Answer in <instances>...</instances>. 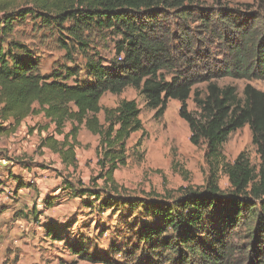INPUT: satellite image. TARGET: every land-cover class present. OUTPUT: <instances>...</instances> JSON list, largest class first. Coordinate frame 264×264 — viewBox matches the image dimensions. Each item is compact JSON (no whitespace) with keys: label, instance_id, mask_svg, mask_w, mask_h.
<instances>
[{"label":"trees","instance_id":"trees-1","mask_svg":"<svg viewBox=\"0 0 264 264\" xmlns=\"http://www.w3.org/2000/svg\"><path fill=\"white\" fill-rule=\"evenodd\" d=\"M226 5L227 0H213L212 5L201 0H0L2 40L18 22L39 20L67 37L61 48L70 62L74 54L85 59L88 78L70 85L80 74L77 67L43 75L39 57L27 45L12 40L6 48L0 46V136L15 132L28 117L43 115L55 130L41 146L73 168L80 127L98 136L94 181L103 185L98 191L81 186L73 195L100 201L102 194L113 193L116 204L133 211L144 208L153 220L140 226L137 251L143 255L136 264H264V91L247 84L241 97L236 86L212 81L224 76L264 80V0L243 5L246 11ZM103 32L119 38L116 57L108 64L89 52L91 34ZM231 34L240 35L239 41L231 46V59L220 75L202 79L176 73L166 80L163 72L177 71L185 55L196 53L201 42L197 35L224 40ZM201 82H210L205 97L194 89ZM128 88L138 92L156 118L164 115L170 100L180 103L179 116L189 126L191 143L206 147L204 188H186L177 197H122L115 173L127 165L134 134L143 133L135 149L142 145V111L134 100H122L115 108L103 107L101 100ZM191 98L195 111L189 110ZM68 123L71 130L66 132ZM246 126L258 166L245 151L234 162L223 152L230 136ZM219 173L227 177L228 190L221 189ZM18 188H24L22 181ZM111 202L103 201L101 207ZM75 254L93 264H114L83 250Z\"/></svg>","mask_w":264,"mask_h":264},{"label":"rangeland","instance_id":"rangeland-1","mask_svg":"<svg viewBox=\"0 0 264 264\" xmlns=\"http://www.w3.org/2000/svg\"><path fill=\"white\" fill-rule=\"evenodd\" d=\"M201 1L209 5L213 3V0ZM253 2L227 0L226 6L246 11L242 6ZM1 29L0 25V46L6 48L12 40L27 45L39 57V70L43 75L53 70L62 71L64 67H77L80 74L68 84H83L88 80L85 59L74 54V62L68 60L60 45V41L68 42V39L60 31L28 18L15 24L4 42ZM197 36L201 42L196 53L184 54L185 60L179 63L177 71L163 72L166 80L171 81L176 73L202 79L220 75L231 59V46L240 37L231 34L223 40L213 35ZM118 39L107 32L92 33L89 52L108 64L116 57ZM212 81L221 87L236 86L241 97L247 84L264 91V80L248 81L224 76ZM209 83L201 82L194 89L205 97ZM125 99L137 102L146 134L139 149L135 146L143 133L131 137L127 165L115 173V180L122 187V197L126 200L177 197L186 188H204L209 174L206 147L191 143L189 126L179 116L180 103L170 100L164 115L156 118V112L147 108L138 92L128 88L119 96L105 94L101 105L115 108ZM188 105L190 111L196 110L192 98ZM100 118L103 120V113ZM46 124L50 125L43 116H34L15 132L0 136V264H93L82 260L75 250H83L114 264H136L143 255L137 251L140 226L153 218L146 216L143 207H136L133 211L130 206L116 204L117 196L113 193L102 194L100 201L75 198L73 191L81 186L98 191L103 185L102 181H94L99 173V137L85 126L80 127L76 145L77 166L67 167L58 154L41 146L42 139L55 130L53 124L50 130L42 131ZM70 130L71 124L68 123L66 132ZM243 151L249 154L253 165H259L248 126L233 133L223 145L228 162H234ZM218 175L221 189L228 190L227 177L222 173ZM19 181H22L23 189L18 188ZM110 199H113L110 206L102 208V202ZM47 201L50 208H46ZM34 209L39 212L36 217L32 214ZM235 243L240 242L235 240Z\"/></svg>","mask_w":264,"mask_h":264},{"label":"crops","instance_id":"crops-1","mask_svg":"<svg viewBox=\"0 0 264 264\" xmlns=\"http://www.w3.org/2000/svg\"><path fill=\"white\" fill-rule=\"evenodd\" d=\"M37 116H39V115H37ZM40 116H43V115H40ZM31 117H34V116H31ZM31 117H28L27 119H25V120L23 121V123L26 122V121H27L29 118H31ZM43 118L47 121V119H46L44 116H43ZM48 121H49V120H48ZM23 123H22V124H23ZM22 124H21V125H22ZM49 124H50V125H47V124H46V125L43 127L44 130H42V131L50 130L53 124H52L50 121H49ZM21 125H20V126H21ZM20 126H19V127H20ZM54 128H55V126H54ZM52 131H53V130H52ZM51 134H52V133H51ZM4 165H5V164H4Z\"/></svg>","mask_w":264,"mask_h":264}]
</instances>
